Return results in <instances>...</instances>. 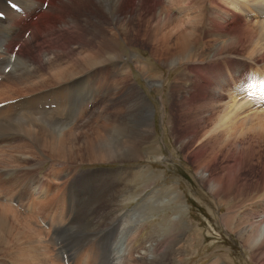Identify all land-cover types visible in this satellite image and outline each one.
Returning <instances> with one entry per match:
<instances>
[{
  "label": "rangeland",
  "instance_id": "374dc122",
  "mask_svg": "<svg viewBox=\"0 0 264 264\" xmlns=\"http://www.w3.org/2000/svg\"><path fill=\"white\" fill-rule=\"evenodd\" d=\"M106 1L102 2L100 8L97 0H63L53 13L55 17L57 15L62 18L61 21L56 22L55 29L39 35L36 44L26 46L23 43L21 46L20 50H24L27 55L25 61L27 66L19 63V66L13 65L17 52L14 53L12 62L11 58L7 59L11 63L9 76L19 78L18 75L28 71L31 74L29 79L31 84L46 76L49 68V72H52L53 63L54 69L72 66L75 76L72 79L75 84L74 94L82 88V91L90 90L93 96L102 98L110 89L109 86L113 85V91L115 89L116 91L109 95L105 94L103 99L108 98V100L95 104L99 106L104 103V110L92 111L93 114H89L88 117L83 115V112H87L86 100L82 103L78 114H74L78 107L75 105V100L73 99L74 112H72V106L69 105L72 97L65 94L61 88L57 89L56 86L61 85L62 82L50 81V79L43 81L48 82L46 85L31 88L24 84H16L10 78L0 87V101L40 88L48 92L47 98L51 101L53 91L58 90L66 100V110H69L75 118L64 127L66 129L71 125L65 132L70 137L66 142L67 146L69 144L82 146L88 139H96L94 128L101 127L103 123L106 128L102 129L101 134L103 135L107 130L106 135H110L115 125L111 120L116 119L117 123L123 121L127 125L125 129L124 123L119 125V133L114 132L113 137L119 139L125 137V141L137 139L134 142L136 146H139V140L143 141L140 146L142 156L131 158L129 155L128 158L119 155V161L88 162L86 156L92 154L80 153L81 155L77 154L75 159H69L71 163L68 165L67 175L63 174L66 178L59 177L62 175L60 168L49 159L48 148L34 141V137H30L26 131L14 130L18 123L24 120L21 113H33L38 119L42 117V112L48 110H27L1 115L0 131L3 133L0 132V170H4L2 172L4 176L7 173H14L13 176L17 173L21 175L20 179L23 181L31 174L52 171L51 177L54 176V179L57 178L54 181L59 182L83 171H93L99 178L97 181L78 183L71 187L74 188L70 194L69 220L63 219V225L56 229L54 237L48 228H41L42 231H39L38 225L32 218L29 222L25 221L26 216L29 215H22L10 206L13 211H8V215L5 216L9 224L25 234L31 232L29 234L33 238L28 240L27 236L23 239L16 233L19 243L0 251V264H61L59 257L56 260L54 256L59 250L54 241L64 233L65 237L59 245L68 255V263L86 264L92 256L91 251L94 247L106 242L110 237L109 233L114 237L118 230V244L116 250L111 252L110 257L115 256L111 264H142V260L151 262L148 264H264L262 261L264 241L255 242L258 245L254 246L251 253L242 237L245 235L251 240L256 239L257 228L264 222V111L260 112L263 115L246 116V120L239 119L242 123L235 127L236 140L227 139L226 142L218 145L209 144L205 153L207 165L205 167L199 165L194 158L199 157L196 150L199 149L196 145V135H199L201 130L197 131L195 124L197 125L196 120L207 119L206 115H209V112L205 107L199 106L198 97L206 101L209 99L214 103L220 99L216 92H219V89L214 90L216 83L209 85L205 83L215 75L213 73L215 67L222 69L229 67L232 71L239 69L234 61L230 60L232 47L227 46L226 51L218 53L220 58H215L213 53L222 45L223 38L215 41V32H197L188 40L193 45L195 55L186 63L179 57L173 59L168 53L173 50L178 34L167 31L171 30L173 25L170 24L167 32L165 28L163 32H159V34H169L165 42L159 39L155 42V34L152 33L157 26V15L163 19L165 13L176 15L177 20L191 21L198 27V31H205V26L211 24L208 20L209 16L205 15L200 23H196L194 15L204 16L203 12L209 11V7L202 0H170L169 4H160L155 7L158 9L154 8L155 10L150 9L152 6L149 8L150 5L154 6V0ZM104 4L106 13L103 10ZM232 12L235 15L237 13L235 10ZM243 16V14L241 18L235 16L234 19L243 22ZM255 19L247 17L248 21ZM166 45L171 47L165 49ZM1 48L0 46V52ZM2 49L4 51L0 55L1 61L5 53V49ZM103 50H105L104 57L91 58L93 62L105 59L101 66L93 67L88 71L87 68L79 65V59L85 61L82 58L85 54ZM114 51L115 53L117 51L118 59L107 60ZM228 54L230 58H224L229 57ZM91 59L89 61H92ZM172 61L176 63L171 64ZM204 63L207 68L204 67ZM191 64L197 65L196 68L201 71L192 70ZM1 72L4 73L3 70ZM102 72L104 75L98 80ZM111 75L113 79L108 81ZM103 77L106 79L104 80ZM4 81L5 79L0 82ZM91 82H96V86L89 84ZM174 82L185 87V90L186 87L191 89L184 92L180 88L175 91L172 89ZM70 88L71 86L69 90ZM222 92V102L232 101L228 91H223L222 88ZM224 94L229 95V99ZM145 105L147 108L150 106V114L147 113ZM95 106L88 107V111L93 110ZM247 113L252 115L251 112ZM255 113L259 112L253 114ZM144 115L146 122L141 125L139 120ZM195 116L198 118L194 122L192 118ZM108 118L110 121H105ZM204 125L203 120L201 126ZM194 131L195 134L192 135ZM81 151H84L83 147ZM10 156H18L20 160L24 157L26 162L14 163ZM72 165L77 166L74 168ZM15 169L18 172L14 171ZM27 169L30 170L25 173ZM197 173L203 174L205 178L212 174L216 181L213 184L208 180L203 181ZM78 180L81 179H69V184ZM103 180L106 181L102 182ZM6 182L0 187L9 195L19 187L15 184L13 186V182ZM48 182L52 183L50 180ZM112 184L117 190L114 195L110 186ZM47 187L50 188L49 185L45 187L40 185L35 193L29 192L30 186H24V190L18 195L12 194V197L23 201L24 194L28 193L29 199L25 202L28 206L32 198H41L43 190ZM50 190V195L56 193L59 190L58 184ZM104 190L106 193L103 192L98 196V192ZM62 202L65 204L64 201ZM49 203L48 197L45 201L36 203L38 205L34 208L47 212ZM63 208L64 206L55 208V211ZM114 221L116 223H112ZM20 223H25L31 228L30 231L23 230V225ZM111 223L112 229L108 227ZM150 230L151 234L148 235ZM74 231L78 234L75 240L70 237ZM95 231L101 232L94 234ZM241 231H244V235L240 234ZM88 232L96 236L91 240L79 241ZM13 236L14 234L10 235ZM70 239L73 240L72 243H69ZM38 241H40L39 248ZM102 249H99V252ZM164 257L165 262L159 263ZM100 262L97 258L95 263L89 261L88 264Z\"/></svg>",
  "mask_w": 264,
  "mask_h": 264
},
{
  "label": "bare ground",
  "instance_id": "6f19581e",
  "mask_svg": "<svg viewBox=\"0 0 264 264\" xmlns=\"http://www.w3.org/2000/svg\"><path fill=\"white\" fill-rule=\"evenodd\" d=\"M13 1L20 6L22 13H17L15 11L9 9L8 7H6L5 5L2 4L4 2V0H0V12H2L4 14V19L3 20L0 19V46L5 49V53H4V56L2 57V61L0 59V69H1L0 71H2L4 67H8V70L6 72L7 74L2 73V72L0 73V77H1L0 81L5 79V81L3 83L0 82L1 83L0 87H2L3 84L5 82H7V80H9L10 78L12 80H14L13 82L16 84H24V85H27V87H31V88L46 85L48 82L44 83L43 81L46 79H50V81L62 82L61 85L56 84L57 85L56 87H57V89L61 88L65 94L72 97L70 99V102H69V105L72 106V112H74V110H73V107H74L73 99L75 100V105L78 107H77V110L74 112V114L75 113L78 114L82 103L86 100H87L86 101L87 112H83V115H86L88 117L89 114H93L92 111L97 112V111H99V109L104 110V107H105L104 103H103V105L101 104L99 106L98 105L95 106V104L99 101L108 100V98H106L105 100H103V99L105 97V94L109 95L111 92L116 91V89H115V91H113V89H114V88H112L113 85L109 86L110 89L104 94V96L102 98H98L97 96H93V94H91L90 90H89V92H85V89L82 91V88L80 91H78V93L74 94L73 87L75 84L72 81V79L75 76L73 75L72 66H70V65L68 67L62 66V67H57L54 69V67H53L54 64L52 63V65H51V68L53 69L52 72H49L50 71V68H49V70L47 71V75L41 77L39 80H37L33 84L29 83V79L31 78V74L28 71H26V73H24V74L18 75L19 78L12 77V75L9 76V74H10L9 71L11 70V63L8 62V60H9V54L12 51L13 46L17 43L20 44V48H17V50L15 51V52H17V55H16L17 57H16V61H15V63H13V65L19 66L18 65V63H19L21 65L27 66L25 64V61L27 59V55H26V52H24V50H20L21 46L23 45V43L26 46L34 45L38 42L37 38L39 35L43 34L44 32H51L53 29H55L56 22L58 23L59 21L62 20V18L57 16V15L55 17L53 15V13L55 12V8L59 7L61 5V3L63 2V0H13ZM103 1L105 2L106 0H97L100 8H102V4H103L102 2ZM154 1H155L154 6L150 5L149 8L152 6L150 9H154L155 7H158L160 4H163V3H164V5H167L170 2V0H158V2H157V0H154ZM202 1L204 2V4H206L209 7V11L205 10V12H203L204 16L194 15V19L196 20L195 21L196 23H200L202 21V19L205 17V15L209 16L208 20L211 24H209L210 26H205V31L204 30L198 31L199 30L198 27L195 26L191 21H187V20L181 21L179 19L177 20L176 15L171 14V13H165L163 19H161L159 17V15H157V17L155 16L157 18V21L155 20L157 22V26H156L155 30L152 32L153 34H155L154 35V39H156L155 42H158L157 41L158 39L161 42H165L167 40V37L169 34H167V33L159 34V32H163L164 28H165V32L170 31V32H172V34H173V32H177L178 34L176 35L177 37L175 38L176 41L174 42L173 50H171V51L168 50L169 52L166 50V52L170 53L172 55L173 59L175 57H179L182 59V62L184 61L187 63V62H190L191 57L195 55V53H193V45L191 44V42H188V40L193 38L197 32H215L214 33V37H215L214 40L215 41L219 40V38H223L222 42H221L222 45L218 46L216 48V51L213 53V55H215L214 56L215 58L219 57L218 53H221L222 51H226L225 48L227 46H230V47H232V50H230L232 52L231 53L232 59H230V60H233L234 64H236V65L239 64V66H241L242 70L244 69V66H245L243 64H246L247 66L252 68L251 70H254V72L263 76L264 75V0H202ZM43 2H46V6L44 8H41V5ZM99 6H98V9H99ZM103 6H104L103 7V10H104L106 6H105V4ZM231 8L233 11L234 10L237 11L236 15L232 12ZM155 9H158V8H155ZM104 12H105V10H104ZM217 12H218V14H216ZM239 12H241V13H239ZM108 13H109V11H108ZM34 14H36V17L34 20H31L30 17ZM242 14L244 15L243 16V20H244L243 22H239L237 19H234L235 16L241 18ZM180 16H182V14ZM247 17H248V19H249V17L256 18V19L252 20V21H248ZM170 24L173 25V27H171V30H167V28L170 27ZM27 29L29 30L28 32H30V33L28 36H26L27 38H25V37H23L22 34H23V30H27ZM211 34H213V33H211ZM170 47H171V45H169V46L166 45L165 49L170 48ZM2 48H1V52L4 51ZM1 52H0V55H1ZM116 53H117V51H116ZM116 53L114 51V54H112V55L110 54V56L107 58V60L116 58V56H117ZM213 55H212V57H213ZM94 56L104 57L105 56V50H103L101 52H95L93 54H85L84 56H82V58L85 59V61L83 62L82 59H79V65L81 67L83 66V67L87 68L88 71H89V69H91L93 67L95 68L97 66H101V64L105 61V59L102 58V59H99V60H96L93 62V60L91 58H95ZM224 58H230V55H229V57H224ZM89 59H91L92 61H89ZM116 59H118V58H116ZM3 60H5L4 64H3ZM10 61L11 62L13 61V57L11 58ZM203 61L205 62L206 60H203ZM170 63L173 64L176 62L172 61ZM205 64L206 63H204V67H205ZM190 67L192 70L195 69L196 72H198V70L201 71L200 69L196 68V67H198L197 65L191 64ZM193 67H195V68H193ZM207 67H205V68H207ZM215 68L216 69L214 70L213 73L216 76L214 75L211 80L207 79L208 81L205 84L209 85L211 83H216V88L214 90L216 91L219 89V92L218 91H216V92H217L218 97L220 99L217 98L218 99L217 103H214V102H211V100H209V99L206 101L205 99L198 97L199 106L205 107L206 111L209 112V115H206L207 119L205 117H204L205 119H203L204 124H205L204 127L201 126V123H203V120L202 121L196 120L198 118V116H195L194 118H192V120L194 122H195V120L197 121V125L195 124V127H197L196 128L197 131L199 129L202 131V132L200 131L199 135H196V137H197L196 145L199 148L196 150H198L197 152H198L199 157L194 158V160L199 165L204 166V167L207 165V164H205V162L208 161L205 157V155H206L205 153H207L209 144L210 145L211 144L218 145L221 142H226L227 139H232L233 141L236 140L235 137H236L237 133L235 132V127H237L239 123H242V121H240L239 119H245L246 116H253V115L258 116L257 114H261L260 112H262V111H258V109H254V111H250V104H251L250 101L241 100L240 103H239V101L235 102V99H236L235 97H237L236 95L239 93L241 94V91L238 90L237 87H235V81L231 87H230V83L235 78L240 76L237 72H235V71L233 72L232 70L229 69V67H225L224 70L222 69V67H220V68L215 67ZM253 68H255V69H253ZM259 70H261V71H259ZM88 71H87V73H88ZM11 74H12V72H11ZM205 74H207V73H205ZM102 75H104L103 72L100 75V77H98V80H101ZM5 76H6V78H5ZM111 77H112V75H111ZM111 77L109 78L108 81L113 79V77L112 78ZM103 79H104V77H103ZM50 84H53V83H50ZM89 84H92V86L95 87L97 83L91 82ZM70 86H71V88L69 90ZM180 88H181V91H184V92L188 89L186 87V90H185V87H183L182 85H179V83H177V82L173 83L172 89H174L176 91ZM222 88H223V91H228L230 98L232 100V101H230L231 103L229 101H224V100L222 102V100H221L223 98L222 97L223 96ZM190 89L191 88H189L188 91ZM38 90H40L42 92H40ZM202 90H206V89H202ZM237 90H238V92H237ZM53 92H54V95H51V97H52L51 101L52 102L47 98L48 92L43 88L35 89L32 91L21 93V94H18L17 96H14V97L23 96L19 101H17L18 103L16 102L17 104L15 105L17 107L22 108L21 109L22 111H27V110L28 111H32V110H45V111H47L48 110V112H42L41 113L42 117H38V119L35 118V115L33 113H21L20 115H22L24 117V120L20 121L14 130L19 129V130L26 131L30 137L31 136L34 137V141L41 144L42 147L48 148V152H49V156H50L49 159L58 168H60V173L62 175H60L59 177H63V178L65 177L66 178V176H64L63 174L67 173L68 165L71 163V161L69 159H75L77 157V154L81 155L80 153H83V154L84 153L85 154L91 153L92 154V155H89L90 157L86 156L88 158V160H86V161H88V162L115 161V160L119 161V155H123V156H126L128 158H129V155H131L130 156L131 158L132 157L137 158V157L142 156V154L140 152L141 151L140 146H141V143L143 141L139 140L140 141V143H138L139 146H136V145H134V142L137 139H134L133 141H130V140L125 141L124 140L125 137L121 138V139L113 137L114 132L119 133V125L124 123L123 121H121L119 124V123H117L116 119L111 120L112 122L115 123V125H113V128H112L113 130H111L112 132H110L111 133L110 135H106L107 130L105 131V133L103 135L101 134L103 131L102 129L106 128L105 123H103L101 127L97 126L96 128H94V129H96V132L94 133L97 135L96 139H91V140L88 139L87 142L83 143L82 146L81 145H75V144H71V145L69 144L67 146L66 142H67V140H69L70 137H68L65 134V132H66V130H68L71 127V125L69 128H66V129L64 127L67 124H70L71 121L75 118L73 115H71L69 110H66L67 103H66V100L62 97L61 92L58 90H54ZM33 95H34V97H33ZM238 97H241V95H239ZM9 98H13V97H9ZM45 104L48 105L47 108L44 107ZM51 104H52V106H50ZM91 106H95V108L91 111H88V107L90 108ZM10 107H11L10 105L9 106L5 105V106L1 107L0 108V116L5 115V114H13V113L21 111V110H16V108H14L13 106L11 108ZM145 107L147 108V105H145ZM12 108H14L13 112L10 111V109H12ZM49 110H51V111H49ZM146 111L148 114H150V112H149L150 106H149V108L146 109ZM247 112H251L252 115H249V113H247ZM254 112H259V113L253 114ZM147 113H146V115L148 116ZM261 115H263V114H261ZM20 118H22V117H20ZM206 120L208 122H206ZM105 121L109 122L110 119L108 118ZM144 122H146V116L145 115L139 120V123L141 125H143ZM125 125H127V124H125V123L123 124L124 129H125ZM97 129H99V130H97ZM3 131H4V129H3ZM195 131L192 133V135L195 134ZM0 132H2V131H0ZM144 136H146V135H144ZM139 138L140 137L138 136V139ZM142 138L143 137H141V139ZM131 139H133V138H131ZM24 145H26V144L24 143ZM20 147H23V145H20ZM82 147H83L84 151H81ZM71 151H72V153L70 154ZM10 157H12L14 163L15 162L16 163L26 162L24 157H21V160L19 159L18 156L17 157L16 156H10ZM18 165H20V164H18ZM72 166L75 168L77 165H72ZM29 170L30 169H27L24 172L27 173V171H29ZM14 171L18 172L16 169ZM2 172H4V170H0V176H2V177H0V185L5 184L6 181H9V182H13L12 185L14 186V184H16L20 181L21 175L19 176L16 173L13 176L14 173L13 174L7 173V175H9V177H7V175H5L6 176L5 177L2 174ZM50 173H52V171H45L43 173V175L40 177H34V175L31 174V176L27 177V179L22 184V186L19 189H17L16 191L14 190L13 193H11L10 195L6 192V190L4 188L0 187V251L1 252L4 251L3 249L7 246L17 245V243H19L18 235L20 237H23V239L27 238V236H28V238H27L28 240H29V238H33V236H31L29 234L31 232L26 233L27 234L26 235L25 232H23L22 230H18L15 228L14 225L9 224V222L7 221L5 216H7L9 212L13 211V209L11 207H13L17 212H19L22 215H29V216H26V218H27V220H25L26 222L31 221V218L34 220L35 217L37 215H39V217H40L39 222L41 224H45V222L47 221L49 229H50V233L53 236L54 231L59 226L63 225V219L65 218L66 220H69V212L71 210L70 194L74 188L73 187L71 189V187L75 186L78 183L97 181L99 178V176L96 175V173L93 171H83L81 174H77V175H75L71 178H68L66 180L55 182L54 180H56L57 178L54 179V176L51 177ZM197 174L199 175V177L203 181L208 180L212 184L216 181V178L213 177L212 174H209L208 177H206V178L203 176V174H201V175L199 173H197ZM3 177H5V178H3ZM69 179L70 180L71 179H74V180L75 179H81V180H78V182L73 181L72 183L69 184ZM49 180L52 181V183H49L48 182ZM104 181H106V180H103L102 182H104ZM99 182H101V179L99 180ZM55 184H58L59 190L56 193L54 192L52 195H50L51 194L50 188L54 189ZM40 185H44V187H45V185L46 186L49 185L50 188L47 187L45 190H43L41 198H37V197L32 198L30 201V204L28 206L25 203L29 199L28 193L24 194V200L23 201L19 200L16 197H14V198L12 197V194L18 195L21 190H24V186H30L29 192L33 191L36 193ZM110 186L112 188L113 195H114L115 191H117V190L115 189V187H113V184ZM8 191H9V189H8ZM103 192L106 193V190L99 191L98 196H101ZM111 194H109V195H111ZM37 195L38 194H35V196H37ZM61 195L64 197H62ZM48 197L50 199V203H49V208H48L47 212H44V211H41L39 209L34 208L35 206H37L39 204V202L45 201ZM149 200L151 202V199H149ZM12 201H15L16 203L13 204ZM62 201H64L65 204H63ZM36 203H38V204H36ZM63 206H64V208L62 210H60V211L56 210L55 211V208L58 209V208H61ZM20 207H22L23 210L18 209ZM112 223H116V221H114ZM112 223L108 226L111 229L113 226ZM20 224L23 225V227H22L23 230L28 229L30 231L31 228H28V226L25 223H20ZM119 224H121V223H119ZM40 226L41 225H38V227L40 229L39 231H42ZM121 226H123V225L121 224ZM108 227H106V228H108ZM103 230H101V231H103ZM101 231H99V232H101ZM99 232L95 231L94 234H98ZM108 232L106 234H108ZM118 232H119V230H118ZM118 232H117V234H118ZM16 233L18 235H16ZM11 234H14V236L10 237ZM117 234L114 237L113 241L115 240V238H117ZM147 234L148 235L151 234V230ZM240 234L244 235V231H241ZM85 235H87V236L85 237ZM85 235L79 241L83 242L84 240H91L92 238H94L96 236V235L92 236V232H88ZM109 235H111V233H109ZM76 236H78V234L74 231L70 237H72L74 239ZM88 236H90L89 239H87ZM242 237L244 238V242L247 243L249 250L252 253L254 246L257 244L255 242L264 241V222L261 223L259 225V227L257 228L256 239L251 240L249 237H246L245 235ZM27 239H26V242H27ZM52 240H53V237H51V242H53ZM72 241L73 240L70 239L69 243H72ZM39 242L40 241H38V248H39ZM174 242H175V239H174ZM170 244H171V242H170ZM102 246H103V249H102ZM260 246H262V245H260ZM167 248H168V246H167ZM169 248H171V247H169ZM99 249L100 250L102 249V251L99 252ZM262 254L264 255V250L262 251ZM91 255L92 256L89 257L86 264H88L89 261L95 263L97 258H99V260L101 261L98 264H101V263H109L110 264L109 259L113 260L115 257V256H113L112 258H110L111 253H110V249L108 247V242H104L103 244L96 245L94 247V249L91 251ZM54 256H55V259L57 260L58 254L56 252L54 253ZM164 260H165V257L161 258L159 263H161V262L164 263L165 262ZM25 261H27V260H25ZM147 261L148 260H145V261L142 260L141 262H142V264L151 263V262H149V261L147 262ZM262 261H264L263 257H262Z\"/></svg>",
  "mask_w": 264,
  "mask_h": 264
}]
</instances>
